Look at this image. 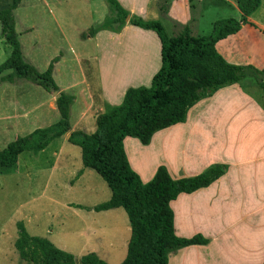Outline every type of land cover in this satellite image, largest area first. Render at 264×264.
<instances>
[{"label": "crops", "instance_id": "1", "mask_svg": "<svg viewBox=\"0 0 264 264\" xmlns=\"http://www.w3.org/2000/svg\"><path fill=\"white\" fill-rule=\"evenodd\" d=\"M91 1L77 0L74 3L73 0H34L33 4H40L35 7V20L41 17L50 26L55 23L59 27L70 12H74L77 18L85 13L89 17L92 14ZM118 1L129 12L128 19L131 15L158 19L170 35L177 34L184 26H188L195 36L204 35L199 33L196 17L203 15L210 7L230 10L237 15V19L241 17L236 0H169L168 4H163V10L158 5L160 0ZM68 3L74 4V11H68ZM23 4L21 0L18 6ZM128 19L116 30L102 28L100 25L104 19L98 21L93 32L85 37L82 36L84 29L78 27L75 32L78 45L69 46L73 63L64 65L65 56L54 63L52 74L59 89L74 95L70 105L72 130L94 132L98 114L119 105L116 103L122 102L129 87H136L138 83L143 86L160 68L161 47L156 32L134 26ZM248 21L237 32L218 40L215 46L230 63L252 64L264 70V0L248 16ZM24 32L32 33L30 37H33V45L42 40L36 23L31 22L30 26L18 32L22 50L21 37ZM78 35L81 39L77 38ZM10 84H21V81ZM36 90L47 98L51 108H55V96L52 93L45 95ZM25 104L26 101L22 99L13 100V105L20 112H13L12 116L21 120L12 118L16 128L29 131L30 124L26 127L28 116ZM212 104L218 107H211ZM74 107L77 111L73 115ZM44 119L45 115H42L36 122ZM6 128V125H0L2 133ZM58 138L62 142L68 141L65 134L53 140ZM62 142L52 148L49 143L44 149L32 152L29 159L34 160L36 156L45 154L50 177L55 173L68 174L69 190L91 191L90 187H85L86 182L83 180L91 172L87 169L89 167L83 166L78 160L71 169L61 165L64 151ZM123 143L130 166L143 182L149 181L160 165L165 166L174 179L194 176L212 165H223V174L208 186L189 193L181 192L170 202L174 232L184 238L195 234L207 238L206 244L184 247L185 250L192 249L194 256L199 259V250L214 242L221 245L217 252L230 254L232 244L241 241L246 246L240 250L248 255L242 259L252 261L258 254H262L264 261V96L252 77L222 86L200 99L188 109L184 121L157 130L148 143L144 144L132 136H126ZM18 161L19 156L18 165L12 172L20 171ZM33 164L28 163L25 173L32 169L36 171ZM110 197L111 190L106 192L105 199ZM73 204L80 207L72 209ZM97 204L79 200L65 201L62 206L74 212L83 223L74 233L78 243L105 260L120 263L126 255L131 232L127 213L121 206L95 211L92 207ZM242 228L248 231L244 234L240 231ZM178 254L180 263L195 261L187 251H179ZM211 258L210 254L206 255L207 260Z\"/></svg>", "mask_w": 264, "mask_h": 264}, {"label": "trees", "instance_id": "2", "mask_svg": "<svg viewBox=\"0 0 264 264\" xmlns=\"http://www.w3.org/2000/svg\"><path fill=\"white\" fill-rule=\"evenodd\" d=\"M21 0H11L0 9L1 33L10 48V55L0 63V83H16L21 79L56 93L55 104L59 119L45 127L18 136L0 149V174L12 172L18 156L24 151L44 149L54 138L69 133L68 141L81 149L83 166L94 169L107 183L111 197L92 209L95 211L123 207L130 223L127 252L119 264H168V253L193 244H206L201 234L184 238L175 234L170 202L181 193L206 187L224 172L223 165H212L194 176L174 179L167 168L160 165L154 176L143 182L130 166L124 150L126 136L148 143L157 130L185 120L188 109L218 88L252 77L264 96V70L252 64L228 62L216 49V42L237 32L261 0H236L241 11L239 19L229 17L215 20L209 34L195 36L188 26L170 35L158 19H143L131 15L128 21L156 32L160 40L161 66L149 86L129 87L119 105L108 108L96 117L92 133L72 130L70 105L74 95L59 89L53 77L58 56L51 59L44 71H39L25 57L15 30L13 10ZM222 1V0H221ZM220 1V2H221ZM114 10L100 27L118 29L129 12L118 0H107ZM169 0H160L158 5ZM95 28H92V31ZM85 36V33L82 34ZM80 207L78 204H73ZM14 247L27 264H108L94 251L75 257L71 252L55 246L49 239L30 234L20 221Z\"/></svg>", "mask_w": 264, "mask_h": 264}, {"label": "rangeland", "instance_id": "3", "mask_svg": "<svg viewBox=\"0 0 264 264\" xmlns=\"http://www.w3.org/2000/svg\"><path fill=\"white\" fill-rule=\"evenodd\" d=\"M76 1L73 0L74 3ZM10 2L11 0H0V9L6 8ZM23 3L20 7L18 6L19 9L15 8L16 10H13L14 22L15 19L17 20L15 30L18 33L27 26H30L31 22L36 23L42 40L38 41L37 45H33V37H30L32 33L24 32L21 41L24 55L29 57L33 61V64L35 63L34 65L39 71L46 69L51 58L55 55L58 58L65 56L66 61L64 65H71L73 62L70 60L69 46L78 45L76 43V29L79 27L81 30L84 29L85 35L89 34L93 32L92 28L96 27L95 23L112 16L114 12L107 0H92L90 5L92 10L91 16L88 17L85 13L81 18H77L74 12H70L69 16L58 27L55 23L53 24L54 26H50L41 17L35 20L37 17V14L34 13L37 12L35 7H38L39 3L33 4L34 0H23ZM73 6L74 4L72 5V3L66 5L68 11H74ZM215 9L219 8H207L203 15L196 17V25L200 28V34H209L211 32L213 20L229 17L237 18V15L233 11ZM165 29L168 32L167 28ZM77 38L81 39L79 35ZM79 48L81 49V47ZM9 53L10 48L4 41L0 26V63L9 56ZM151 80L149 79L143 86H149ZM20 81L21 84L17 85L0 83V125L7 126L4 133L0 130V149L4 148L18 136L26 135L38 128V125L39 127H44L56 122L59 118L56 106L55 108H51L47 102V98L37 90V92L34 90L38 89L42 93H45V95H50V92L28 80L22 79ZM138 84L142 85V83ZM138 84L135 86H141ZM21 99L26 101L24 105L26 110L24 108L23 110L28 113H26L28 116L26 127L30 124L29 131L16 128L14 119L19 121L21 119L12 116L13 112L17 114L20 112L13 105V100ZM120 103L118 101L116 104ZM210 106L218 107L217 104ZM76 111L77 109L74 107L72 114L74 115ZM42 115H45L44 121L42 120L37 123L36 119L41 118ZM69 119H71L70 115ZM59 142H62L60 138L55 139L50 142L49 147L52 148ZM62 143L64 144V151L61 165L71 169L77 160L81 164L80 147L68 141H63ZM32 152L24 151L19 155V172L14 171L0 174V264H27L26 261L19 257L13 245L18 234L16 225L18 221L24 224L30 234L41 235L49 239L55 246L71 252L75 257H80L83 254L91 252L82 243H78L76 240L77 236L74 235L83 225L82 221L79 220L74 212L64 209L62 204L65 201L77 202L79 200L85 203L97 204L107 200L105 199L106 192L110 191L104 179L90 168L87 169L91 172L83 180L86 182L85 187H90L91 191L69 190L68 174L55 173L50 177L46 169L48 163L45 154H40L34 160H30ZM29 162L30 164L34 163L33 166L36 168V171L32 169L28 173H25L24 170ZM71 208L74 209L75 206H71ZM240 231L245 234L248 229L242 228ZM262 234L263 232L260 235L262 236ZM232 245V251L230 254H226L223 251L217 252V250L221 249V245L218 242H214L207 248L199 250L200 259L194 256L195 252L192 249L185 250L186 248L184 247L182 250L175 249L168 253V264H183L179 261V251H187L192 260H195L187 264H262L264 262L262 254H258V257L252 261L242 259V257L248 256L240 250L246 246L244 242L240 241L236 244L234 242ZM259 246L261 247V245ZM207 254H210L212 258L207 260ZM215 257L219 259H215ZM105 261L108 264H119L116 263V260L109 259Z\"/></svg>", "mask_w": 264, "mask_h": 264}, {"label": "water", "instance_id": "4", "mask_svg": "<svg viewBox=\"0 0 264 264\" xmlns=\"http://www.w3.org/2000/svg\"><path fill=\"white\" fill-rule=\"evenodd\" d=\"M126 19H128V17H127ZM52 94H53L54 96H56V93H55V92H53ZM66 137H67V138L69 137V133L66 134ZM75 263H76V264H79V263H80V261H79L78 258L75 259Z\"/></svg>", "mask_w": 264, "mask_h": 264}]
</instances>
